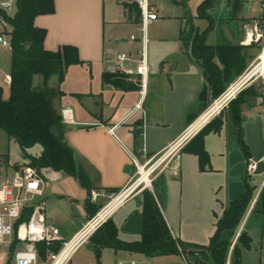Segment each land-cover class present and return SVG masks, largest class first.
I'll return each mask as SVG.
<instances>
[{
  "label": "crops",
  "instance_id": "crops-1",
  "mask_svg": "<svg viewBox=\"0 0 264 264\" xmlns=\"http://www.w3.org/2000/svg\"><path fill=\"white\" fill-rule=\"evenodd\" d=\"M8 1L0 0V4ZM123 1L128 0H55V12L39 15L35 20L37 26L47 30L45 47L48 50L57 51L63 45H74L83 60V63L67 68L62 82L57 75H52L48 84L63 92L54 99V106L62 114L66 141L74 150L77 164L88 175L92 190L101 193L93 199L91 192L76 177L49 167L41 168L45 182L41 198L47 205L46 220L59 229L63 238L73 235L92 217V212L95 215L106 203L110 193L128 186L138 174V166L153 163L219 97H214V88L208 82L202 61L195 57L191 46L184 43V31L190 29L191 18L185 15L170 17V21L177 18L173 35L165 45L158 46L157 42L164 38L158 34L152 36L149 27L159 18L143 31L141 17L136 19L135 11H127ZM182 3H186V0H182ZM252 3L253 0H244L237 17L230 18L232 0H225L221 4L223 14L219 18L225 29L218 34L217 43L208 42L213 29L206 38V43L212 46H242L239 64L244 62L246 65L242 74L257 59L264 46V41H244L246 23L259 18L264 23V9L254 14ZM184 22L189 23L188 30ZM193 24L200 31L208 27L201 30ZM231 28L235 30L236 37L231 35ZM152 43H156L154 51ZM108 49L126 52L133 66L140 61L144 51L149 69L146 86L123 90L104 82L103 74L111 72L112 68V63L106 61ZM172 52H180L187 57L188 70L169 71L165 58ZM214 62L220 69L224 68L217 56ZM10 67L11 56L8 70L0 67V81L4 80L5 74L10 73ZM259 79L261 77L252 79L249 85ZM5 84L8 90L10 84ZM1 86L5 93L6 86ZM245 106L243 117L247 114L246 109L250 110V106H246V109ZM221 112L224 115L222 128L219 131L210 130L204 138L210 158L205 170L200 168V158L194 151V136L168 159L154 178L153 192L172 235L191 246H207L210 243L219 219L231 202L228 199V183L231 180L228 175V156L233 149L240 147L239 129L230 118L229 104ZM229 122L237 130L234 136L229 134ZM136 131L139 132L138 137ZM22 154L23 159L19 162L13 161L7 154L9 164L0 167V176H12L14 164L29 165L23 150ZM88 204L91 205L89 209ZM124 205L111 217L118 228V237L120 225L125 223L131 213L136 210L141 212L134 208L116 221L114 217ZM254 212L264 215L256 208V204L252 206L251 203L233 236L242 232L250 235L252 243L251 248L246 249L248 251L253 248L257 224L248 226L247 219ZM69 220L71 223L63 224ZM233 237L228 231L222 234L225 240H232Z\"/></svg>",
  "mask_w": 264,
  "mask_h": 264
},
{
  "label": "trees",
  "instance_id": "trees-1",
  "mask_svg": "<svg viewBox=\"0 0 264 264\" xmlns=\"http://www.w3.org/2000/svg\"><path fill=\"white\" fill-rule=\"evenodd\" d=\"M216 0H203L197 7V18L209 21L204 31L195 28L191 21L188 31H184L185 45L191 46L195 57L202 61L208 82L214 88V97L220 96L236 78L242 74L246 65L239 64L242 59V46H212L206 43L208 33L214 28L215 19L210 10L215 6ZM244 0H232L230 18L237 17L243 7ZM127 11L134 10L136 19L141 17V9L134 2L123 1ZM56 10L55 0H16L14 15H8L0 8V15L11 25L9 32L11 40V83L9 96L5 98L4 88L0 85V129L9 137L15 138L20 144L28 164L41 168L49 167L56 171L65 172L76 177L80 184L89 192L92 184L85 170L76 162L73 148L66 141L65 124L62 114L54 106V99L63 92L49 86V79L57 75L59 81L65 78L66 70L70 65L81 64L76 46L66 44L57 51L45 47L47 30L36 25L35 20L39 15L52 14ZM218 57L224 65L220 69L214 62ZM43 77L42 84H34L35 76ZM106 83L113 84L123 90H135L140 86L139 81L129 79L127 74L119 72H106L103 74ZM264 97V83L258 87L253 85L242 90L236 98L229 103V115L232 122L239 129V143L245 157L251 156L250 147L245 140L243 106L248 103L249 97ZM224 124V115L215 117L210 123L194 137V151L200 158V168L205 170L209 163V154L205 149L204 138L210 130L219 131ZM136 137L139 132H135ZM40 144L41 152L35 154L33 147ZM9 164V156L0 153V167ZM15 169L19 165H13ZM247 192L239 200L231 201L225 209L223 216L217 223V229L207 246L187 245L175 238L166 222L155 195L148 189L143 190L141 200V213L144 215V230L140 240L125 241L118 237V228L110 218L101 226L92 237L96 240L94 249L100 254L102 248L112 247L116 250L127 251L131 254H140L143 257L153 258L164 255H178L179 246L187 255H192L195 264H226L232 240L222 239L226 231L230 236L235 235V230L241 225L246 212L257 192V188L250 184L251 176L243 178ZM260 212L264 213V188L257 203ZM91 205L88 204V209ZM32 208L19 219L18 223L27 221ZM94 212L91 213L93 216ZM20 243L17 237L10 246V254L14 253ZM252 238L246 232L239 235L233 249L231 264H241V248H251ZM63 243L55 241L53 245L46 242H37L36 247L41 261L47 259L49 251L59 252ZM188 248H187V247ZM207 251L211 262L202 260L203 253ZM236 258V260H234Z\"/></svg>",
  "mask_w": 264,
  "mask_h": 264
},
{
  "label": "built area",
  "instance_id": "built-area-1",
  "mask_svg": "<svg viewBox=\"0 0 264 264\" xmlns=\"http://www.w3.org/2000/svg\"><path fill=\"white\" fill-rule=\"evenodd\" d=\"M141 9V28L146 31L148 25L159 18L157 6L151 4L150 0H132ZM262 7L264 8V0L262 1ZM0 8L3 9L8 15H14L16 11V0H10L0 4ZM11 25L8 21L0 15V44L3 47H10L11 40L9 32L11 31ZM244 41L249 43L264 41V23L261 18L254 20L252 23H246L244 25ZM264 51V46L261 52ZM108 57L106 61L112 63L111 72H119L127 74L131 79L139 81L140 85L146 86V79L148 74L147 56L144 51L141 53V59L134 66L132 60L126 52L115 51L112 49L107 50ZM260 54L256 59V63L253 67L259 64ZM252 67V68H253ZM251 68V69H252ZM250 70H246L239 76L237 80L229 85L223 94H221L214 102L206 109L202 115H200L175 141H173L160 155L150 164V162L142 165L148 169L154 168L152 174L158 166L163 164L167 159L176 155L178 151L196 134H198L203 127L211 121L213 117L220 114L221 111L234 99L237 95L244 90L252 79H248L238 89L236 94L232 97L225 99L228 90L231 86L243 80ZM261 77L264 83V74L257 75ZM11 74L4 75V82L11 83ZM260 104L264 107V97L260 96ZM224 100V101H223ZM217 101H223V104L211 115L209 121L201 128H196L195 124L203 118L204 115L212 112ZM259 161L264 162V155ZM259 161H255L252 154L249 157H245L246 162V174L253 176L258 168ZM140 167L138 166V175L140 174ZM260 174L263 175L261 184L258 188L257 194L253 199L252 206L257 203L259 195L264 188V170ZM139 176L135 178L128 186L118 192H113L108 195L106 203L93 215L90 219L83 223V225L68 239L65 240L61 235L59 229L49 223L46 220V202L41 198L44 194V178L41 171L31 165H22L18 169H15L11 177H6L2 182L0 181V249L3 244H11L15 237L19 239L21 243H25L21 249H18L15 254V259L12 264H67L70 262L73 253L86 242L101 226H103L112 215L125 204V202L139 194L145 189L153 190V179L151 178L150 187L140 184L135 185ZM140 189H139V188ZM139 189V190H137ZM92 198L95 199L101 193L95 189L91 190ZM123 197V198H121ZM121 198V199H120ZM32 208V212L27 221L18 223L19 219L26 213L28 209ZM25 227V234H22V228ZM6 236L9 239L6 240ZM239 233L232 241L226 264H231L233 249L237 243ZM55 241L63 243L59 252L50 254V262L46 263L40 260L39 253L36 247L37 242H46L48 245H52ZM71 247H69V245ZM66 250V252H65ZM179 262H173L169 264H192L187 255L179 246ZM0 259L3 256L0 254ZM114 264H139L134 258L119 259Z\"/></svg>",
  "mask_w": 264,
  "mask_h": 264
},
{
  "label": "rangeland",
  "instance_id": "rangeland-1",
  "mask_svg": "<svg viewBox=\"0 0 264 264\" xmlns=\"http://www.w3.org/2000/svg\"><path fill=\"white\" fill-rule=\"evenodd\" d=\"M202 1L203 0H186V3L183 4L182 0H150L151 4H154L158 7V11H159L158 12L159 19L155 21L149 27L150 33L152 36L154 34H158L160 35V37L164 38L162 41L157 42V45L158 46H163V44L165 45L168 42V40L171 38V36L173 35V31L175 30V25H176L175 22L177 21V18H173V20L170 21L169 20L170 17H173V16L175 17L177 15H180V16L185 15L187 17H190L191 20L197 26L200 27L201 30L205 29L208 26V21L204 19H197V7ZM224 1L225 0H216L215 6L210 10V13L214 17L217 18L215 20L216 21L215 26L208 39V42L210 43H217L216 40H217L218 34L221 32L222 29H225L224 28L225 26L219 20L220 16L223 14L221 4H223ZM263 9L264 8L262 7L260 0H253L252 10L254 14L261 13ZM184 10L186 14L184 13ZM184 26H186L188 30L189 23L184 22ZM151 46H152V50L154 51V48L156 47V43H152ZM260 53H261V50L259 51V54ZM10 56H11L10 48L3 47L0 45V67L2 69L8 70ZM256 62H257L256 60L253 61L252 65L248 67L247 71L251 70V68ZM42 79L43 77L41 75H36L34 84L36 86H40L42 84ZM261 81L262 79H259L258 81L251 83L249 86L253 85V87H258V85H261ZM0 83L1 85L6 86L4 95H5V98H8L9 89L7 90V85L3 81H0ZM259 97L260 96L252 97L248 99V103L246 104V106H250V110L246 109V106H245V109L247 110V114L244 116V118H247L248 120H254L256 115H261L262 120H263V128H264V107L263 105L260 104ZM228 129H229L230 135L231 134H233V136L236 135L237 130L234 126H232L231 122L228 123ZM41 149H42V146L38 144L35 147H33L32 151L39 152V150ZM0 152L2 154H9L12 160L16 162L22 161L23 159L21 146L18 143V141L13 137H9L6 134V132L2 129H0ZM167 161L168 159L162 164L161 167H159L151 175V178L153 179V186H154L155 176L157 175L158 171L163 166H165ZM4 166L6 167L5 162H4ZM138 176L139 175L137 174L135 178H137ZM262 178H263L262 174H255L251 176L250 184L252 186H255L257 188V191L261 184ZM4 180H5V177L0 176V181L3 182ZM149 191H151L154 194L153 190H149ZM142 194H143V191L137 194L136 198H131L126 203V205H124V207L121 210H119V212L115 215L114 219L116 221H119L124 215V213L134 208L141 210L140 205H141V200H142ZM256 194L257 192L255 193V196ZM256 208L259 209L260 205L256 204ZM247 221H248L247 223L248 226H252L254 223H256L257 229H255V242L253 243L252 250L248 251L244 247L241 248V264H264V215L263 214L260 215L257 212H254L250 217H248ZM69 223H71L70 220L67 222L66 221L63 222L64 225H67ZM78 228L79 227H75V229H78ZM71 236L72 235L64 237V239L68 240ZM119 237L125 241L140 240L141 233L124 231L123 225H120ZM5 238L6 240L9 239L8 236H6ZM234 238L235 237L232 238V241L234 240ZM95 240L96 239L91 236L86 242H84L81 246H79L78 249L73 253L70 262L67 264H114L119 259H130V258L136 259L137 261H139V264H169V263L180 261L179 255H164V256H157L153 258H147L141 255H132L123 250H116L112 247L102 248L99 254L94 249L96 245ZM23 246H25V243H21V242L18 243L17 249L14 251V253L10 254V245L3 244L0 249V254L1 256H3V259H0V264H12L14 262L15 254L17 250L21 249ZM51 252L53 251H49V253L47 254V259L45 260L46 263L50 262ZM187 257L192 264H195L194 258L192 257V255L187 254ZM211 259L212 258L210 254L206 251L202 257V260L209 263L211 262ZM234 260H236V258H234Z\"/></svg>",
  "mask_w": 264,
  "mask_h": 264
},
{
  "label": "water",
  "instance_id": "water-1",
  "mask_svg": "<svg viewBox=\"0 0 264 264\" xmlns=\"http://www.w3.org/2000/svg\"><path fill=\"white\" fill-rule=\"evenodd\" d=\"M132 1V0H128ZM231 35L235 36V30L230 29ZM169 64V71H186L189 69L187 57L180 52H172L165 58ZM245 140L250 147L251 154L255 161H259L264 155V128L261 115H256L254 120H248L244 123ZM229 171L231 180L228 183V199L237 201L247 192L246 184L243 178L246 174L245 155L240 147L233 149L228 156ZM264 170V162L259 161L255 174H260ZM123 230L127 232L142 233L144 230V215L140 211H134L123 224Z\"/></svg>",
  "mask_w": 264,
  "mask_h": 264
},
{
  "label": "bare ground",
  "instance_id": "bare-ground-1",
  "mask_svg": "<svg viewBox=\"0 0 264 264\" xmlns=\"http://www.w3.org/2000/svg\"><path fill=\"white\" fill-rule=\"evenodd\" d=\"M259 64L255 67H253L246 75V77L241 80L238 81L236 83H234L231 88L228 90V93L226 94V97H224L225 99H228L230 97H232L234 94H236V92L238 91V89L243 85V83H245L246 80L253 79L255 76L257 75H263L264 74V51H262L260 53V58H259ZM223 100V101H224ZM223 101H217V103L215 104L213 110L211 113L206 114L203 116V118H201L197 124H195L196 128H201L204 124H206L211 115L214 114V112H217V110L220 108V106L223 104ZM154 170V168L148 169L147 167L141 166L140 167V174H139V178L137 180V182L135 183L134 186L139 185V187H141L142 185H147L150 187V182H151V175H152V171ZM138 187V188H139ZM123 198V197H121ZM120 198V199H121ZM22 234H25V227L22 228ZM72 244L69 245V247H71ZM66 252V250H65Z\"/></svg>",
  "mask_w": 264,
  "mask_h": 264
}]
</instances>
